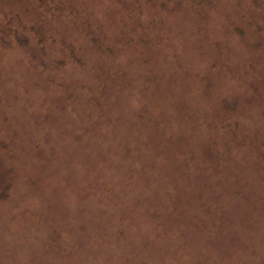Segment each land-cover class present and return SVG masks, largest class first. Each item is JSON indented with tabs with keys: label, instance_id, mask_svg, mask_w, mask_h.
Here are the masks:
<instances>
[{
	"label": "rangeland",
	"instance_id": "1",
	"mask_svg": "<svg viewBox=\"0 0 264 264\" xmlns=\"http://www.w3.org/2000/svg\"><path fill=\"white\" fill-rule=\"evenodd\" d=\"M0 264H264V0H0Z\"/></svg>",
	"mask_w": 264,
	"mask_h": 264
}]
</instances>
